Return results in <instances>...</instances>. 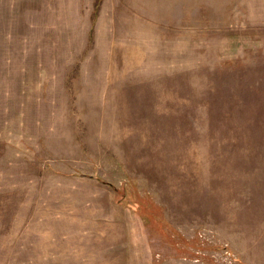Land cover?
<instances>
[{
  "label": "rangeland",
  "instance_id": "obj_1",
  "mask_svg": "<svg viewBox=\"0 0 264 264\" xmlns=\"http://www.w3.org/2000/svg\"><path fill=\"white\" fill-rule=\"evenodd\" d=\"M0 264H264V0H0Z\"/></svg>",
  "mask_w": 264,
  "mask_h": 264
}]
</instances>
